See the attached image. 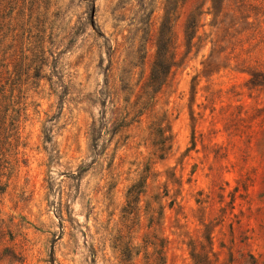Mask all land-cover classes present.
<instances>
[{
	"label": "rangeland",
	"instance_id": "1",
	"mask_svg": "<svg viewBox=\"0 0 264 264\" xmlns=\"http://www.w3.org/2000/svg\"><path fill=\"white\" fill-rule=\"evenodd\" d=\"M0 89V264H264V0H0Z\"/></svg>",
	"mask_w": 264,
	"mask_h": 264
},
{
	"label": "trees",
	"instance_id": "2",
	"mask_svg": "<svg viewBox=\"0 0 264 264\" xmlns=\"http://www.w3.org/2000/svg\"><path fill=\"white\" fill-rule=\"evenodd\" d=\"M92 15L90 16V19L92 20ZM4 92L2 89H0V108L2 106V103H3V100H4ZM6 111V112H5ZM8 110H4L3 111H0L1 112V115H0V131L2 130L3 132H10L12 131V129L10 127L13 126V123L12 121H7V116H6V113H7ZM5 113V116L3 117ZM6 122H8V125H5ZM12 137V135L10 136ZM90 137L93 139V141L95 142V147H97V142H98V134H97V131H96V128H95V121H92L91 123V126H90ZM9 138V137H8Z\"/></svg>",
	"mask_w": 264,
	"mask_h": 264
}]
</instances>
